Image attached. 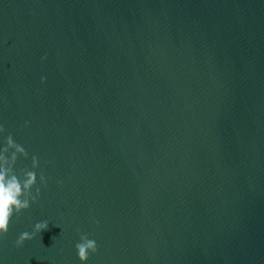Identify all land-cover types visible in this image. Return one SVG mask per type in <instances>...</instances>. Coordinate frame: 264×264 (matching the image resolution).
I'll return each instance as SVG.
<instances>
[{
    "label": "water",
    "instance_id": "water-1",
    "mask_svg": "<svg viewBox=\"0 0 264 264\" xmlns=\"http://www.w3.org/2000/svg\"><path fill=\"white\" fill-rule=\"evenodd\" d=\"M0 125L41 188L0 264H264V0H0Z\"/></svg>",
    "mask_w": 264,
    "mask_h": 264
},
{
    "label": "clouds",
    "instance_id": "clouds-1",
    "mask_svg": "<svg viewBox=\"0 0 264 264\" xmlns=\"http://www.w3.org/2000/svg\"><path fill=\"white\" fill-rule=\"evenodd\" d=\"M44 77L41 81L44 82ZM6 129L0 125V134ZM23 157L27 159V150L8 134L3 146H0V239H3L10 228L13 217H18L23 211L30 208L31 204L37 201L41 188L37 186V173L35 169L39 167V159L33 155L31 157V170L22 167L17 172L18 160ZM40 185H47V178L41 171L39 175ZM62 183V182H61ZM35 188V194L33 189ZM48 221L37 222L32 232H22L15 241L17 248L23 247L26 241L32 240L36 234L46 231ZM77 257L81 264H86L90 254H95L98 245L94 239H90L87 233L79 235V242L75 244Z\"/></svg>",
    "mask_w": 264,
    "mask_h": 264
}]
</instances>
